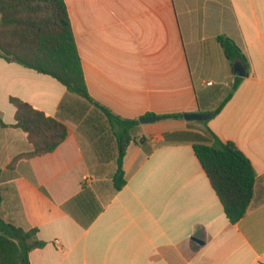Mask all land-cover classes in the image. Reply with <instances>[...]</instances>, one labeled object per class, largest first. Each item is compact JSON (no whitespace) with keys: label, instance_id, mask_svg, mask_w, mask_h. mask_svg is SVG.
I'll use <instances>...</instances> for the list:
<instances>
[{"label":"crops","instance_id":"1","mask_svg":"<svg viewBox=\"0 0 264 264\" xmlns=\"http://www.w3.org/2000/svg\"><path fill=\"white\" fill-rule=\"evenodd\" d=\"M63 1L89 95L122 118L214 110L235 77L216 38L238 46L245 75L207 126L251 162L254 198L228 221L192 141L173 136L201 129L184 118L140 123L144 142L127 147L119 190L115 158L100 160L69 118L54 151L13 163L32 147L9 98L58 118L70 94L0 57V216L37 230L44 246L29 264H264V0ZM0 264H23L2 232Z\"/></svg>","mask_w":264,"mask_h":264},{"label":"trees","instance_id":"2","mask_svg":"<svg viewBox=\"0 0 264 264\" xmlns=\"http://www.w3.org/2000/svg\"><path fill=\"white\" fill-rule=\"evenodd\" d=\"M216 40L232 66L239 62L247 69L246 58L230 38L220 35ZM0 57L54 78L70 94L60 102L58 118L47 116L19 98H9L15 110L13 126L26 133L32 147L29 153L15 158L13 163L20 158L54 151L67 136V128L61 119L69 118L77 123L78 131L100 160L115 158L118 177L113 178V185L115 190L121 189L125 184L122 160L126 149L131 143L144 142L137 136L140 122L116 115L89 95L64 1L0 0ZM241 80L242 77L235 76L222 102L205 113L208 115L206 120L196 122L201 126L198 132L173 134L192 141L193 152L232 224L243 218L252 204L256 173L240 149L232 141H222L207 123L222 109ZM184 114L146 113L140 118L178 120L183 119ZM5 126L0 117V127ZM1 200L0 195V203ZM0 232L17 241L23 264H29L30 251L44 246V242L37 239L36 229L24 230L4 222L1 216Z\"/></svg>","mask_w":264,"mask_h":264},{"label":"water","instance_id":"3","mask_svg":"<svg viewBox=\"0 0 264 264\" xmlns=\"http://www.w3.org/2000/svg\"><path fill=\"white\" fill-rule=\"evenodd\" d=\"M233 73L235 76L238 77H243L245 75V69L240 65L235 63L233 65ZM183 118L187 121H203L206 120L208 118V115L205 113H200V112H195V113H185L183 115ZM157 118L156 117H145V118H140L139 122L140 123H147V122H154L156 121ZM116 177H118V174H116ZM196 242H199L200 244H202L201 241H199L198 239H194Z\"/></svg>","mask_w":264,"mask_h":264},{"label":"built area","instance_id":"4","mask_svg":"<svg viewBox=\"0 0 264 264\" xmlns=\"http://www.w3.org/2000/svg\"><path fill=\"white\" fill-rule=\"evenodd\" d=\"M87 178L86 177H84V180H86Z\"/></svg>","mask_w":264,"mask_h":264},{"label":"rangeland","instance_id":"5","mask_svg":"<svg viewBox=\"0 0 264 264\" xmlns=\"http://www.w3.org/2000/svg\"><path fill=\"white\" fill-rule=\"evenodd\" d=\"M222 102V101H221ZM220 104V103H219Z\"/></svg>","mask_w":264,"mask_h":264}]
</instances>
